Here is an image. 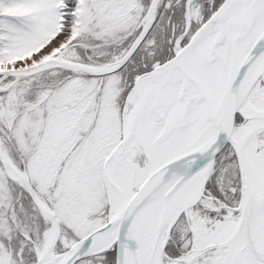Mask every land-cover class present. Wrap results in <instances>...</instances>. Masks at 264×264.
<instances>
[{"label": "snow or ice", "instance_id": "obj_1", "mask_svg": "<svg viewBox=\"0 0 264 264\" xmlns=\"http://www.w3.org/2000/svg\"><path fill=\"white\" fill-rule=\"evenodd\" d=\"M0 264H264V0H0Z\"/></svg>", "mask_w": 264, "mask_h": 264}]
</instances>
